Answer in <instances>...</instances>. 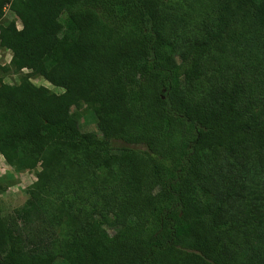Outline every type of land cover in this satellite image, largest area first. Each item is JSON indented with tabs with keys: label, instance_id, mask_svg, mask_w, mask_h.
Returning a JSON list of instances; mask_svg holds the SVG:
<instances>
[{
	"label": "trees",
	"instance_id": "obj_1",
	"mask_svg": "<svg viewBox=\"0 0 264 264\" xmlns=\"http://www.w3.org/2000/svg\"><path fill=\"white\" fill-rule=\"evenodd\" d=\"M166 1L0 0V19L10 3L22 25L0 27L11 65L64 89L55 95L28 79L0 85V155L28 171L62 147L116 162L129 184L113 235L93 216L70 238L27 251L0 215V264H264V225L253 224L256 255L240 260L225 242L224 205L198 196L210 151L264 150V114L241 105L237 82L207 98L184 91L202 79L222 34L179 50L162 34ZM232 1L264 30V0ZM82 102L95 108L100 133L78 128L71 107Z\"/></svg>",
	"mask_w": 264,
	"mask_h": 264
},
{
	"label": "rangeland",
	"instance_id": "obj_2",
	"mask_svg": "<svg viewBox=\"0 0 264 264\" xmlns=\"http://www.w3.org/2000/svg\"><path fill=\"white\" fill-rule=\"evenodd\" d=\"M161 15L162 34L179 50L210 32L222 34L217 49L203 61L202 79L183 88L190 97L207 98L211 90L237 82L242 87L241 105L264 114V30L256 25L249 8L232 0H167ZM66 20L65 14L59 17L62 26ZM12 23L18 31L22 29L9 3L0 27ZM11 59L12 52L0 44V85H18L28 79L55 95L64 93L63 88L28 69L16 70ZM71 112L81 131L101 132L93 106L82 102L72 106ZM206 157V177L198 196L201 201L224 205L231 221L225 229V242L236 249L240 260H250L260 245L253 237V224L264 225V150L254 146L231 152L215 149ZM128 186V175L116 162L104 164L62 147L47 151L44 161L28 171H17L0 155V215L27 251L70 238L93 216L113 235L115 213ZM29 200L34 201L35 209L27 208ZM240 245L245 249L240 250ZM261 246L264 249V242Z\"/></svg>",
	"mask_w": 264,
	"mask_h": 264
}]
</instances>
